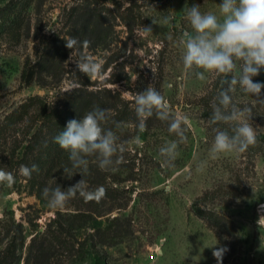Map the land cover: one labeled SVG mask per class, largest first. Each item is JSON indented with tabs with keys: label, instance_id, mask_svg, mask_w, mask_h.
I'll return each mask as SVG.
<instances>
[{
	"label": "rangeland",
	"instance_id": "374dc122",
	"mask_svg": "<svg viewBox=\"0 0 264 264\" xmlns=\"http://www.w3.org/2000/svg\"><path fill=\"white\" fill-rule=\"evenodd\" d=\"M81 1L44 0L38 9V0H34L22 10L20 0H0V169L15 177L11 185L0 182V262L6 244L20 240L18 226H22L26 240L24 249L18 250L22 254L18 264H26L32 238L43 235L58 212L75 210L69 202L63 208L48 207L41 190L51 188L53 175L47 171L48 165L40 167L38 159L47 162L53 155L51 133L45 127L51 123L47 117L54 103L78 86L74 80L85 82V77L73 78L70 74V79L60 85L42 87L35 79L25 84L23 72L38 58L36 34L39 32L41 39L57 31L65 12ZM155 1L100 0L112 9L117 4L122 10L135 5L137 22L127 55L120 60L125 71L117 63L112 69H104L107 58L118 54L113 45L111 52L99 49L88 53L101 65V72L87 77L100 88L112 90L124 103L134 102L137 92L153 84L168 100L173 115L188 118V140L179 146L172 165L162 167L159 149L176 139L168 132V122L152 123L143 133L138 132L136 124L125 125L119 137L126 142L127 150L123 162L108 173V182L123 191L119 204L127 203V207L115 215L129 220L130 231L117 239V245H96V249L107 264H218L213 250L222 247L228 249L222 264H264V104L237 86L231 93L233 103L241 108L252 107L257 143L244 153H223L213 159L210 148L214 129L230 131L229 125L209 122L211 102L221 87V78L205 73L206 79L201 81L194 72L185 71L183 49L178 44L181 33L191 30L183 11L185 4L187 8L197 5L202 13L219 15L222 0H163L159 7ZM166 17H171L168 24L163 23ZM145 26L153 31L146 33ZM124 36L127 35L123 33L122 40ZM75 60L73 54L70 64L75 65ZM114 73L126 80L108 84ZM253 79L264 82V70ZM34 97L42 100L32 101ZM128 107L134 108V104ZM137 135L143 147L135 144ZM33 164L39 171L33 172L31 178L20 174V165ZM194 205L205 212L208 220L192 211ZM105 226L104 222L102 227ZM77 235L82 242L88 237L84 230ZM88 240L92 243L91 237ZM92 250L95 254L96 250ZM70 264L94 261L76 259Z\"/></svg>",
	"mask_w": 264,
	"mask_h": 264
},
{
	"label": "clouds",
	"instance_id": "9594fccd",
	"mask_svg": "<svg viewBox=\"0 0 264 264\" xmlns=\"http://www.w3.org/2000/svg\"><path fill=\"white\" fill-rule=\"evenodd\" d=\"M191 30L184 31L178 38L182 47V64L187 72H194L198 80L206 79L205 73L220 77V89L211 102V124L223 123L230 126V131L214 129L215 136L210 148L213 159L229 152L244 153L250 146L257 143V131L251 117L252 107L243 108L233 103L231 93L237 86L245 95L255 97L256 102L264 104V82L254 81V77L264 70V0H222L219 4V15L213 12L202 13L197 5L183 9ZM171 17L164 19L168 24ZM156 24L155 21H152ZM144 31L151 33L150 26ZM171 38V37H169ZM80 44L87 48L89 41H78L75 37L65 40V47L74 50ZM76 61V68L85 76L91 77L101 72V65L92 57L81 55ZM134 112L138 132L147 130V120L155 115L161 121L168 122V132L176 139L167 141L160 149L161 166L168 167L179 155V146L186 144L189 120L186 116L173 115L171 105L164 95L153 84H148L143 91L134 96ZM111 116L110 109L94 107L80 119H71L65 128L54 138V143L68 153L70 167L63 168V174L71 179L79 173L82 177L74 185L62 188L59 184L54 188L45 187L42 196L48 207L63 208L77 197L85 202H99L106 196L103 186L90 190L85 176L89 174V158L95 157V162L101 171H115L116 166L123 162L126 142L111 128H106ZM116 129H122L124 123L113 121ZM135 144L143 147L139 135ZM79 169V172L73 171ZM39 168L20 165L19 172L26 178H31ZM0 182L9 185L15 182L11 172L0 169ZM228 249L222 247L213 250V256L222 264L223 254Z\"/></svg>",
	"mask_w": 264,
	"mask_h": 264
},
{
	"label": "trees",
	"instance_id": "16d2710c",
	"mask_svg": "<svg viewBox=\"0 0 264 264\" xmlns=\"http://www.w3.org/2000/svg\"><path fill=\"white\" fill-rule=\"evenodd\" d=\"M32 1L34 0H20L19 6L23 10ZM162 1L156 0L154 4L159 7ZM43 5L44 0H38L37 8L39 9ZM134 7L135 5L131 4L122 10L120 4H117L112 9L103 6L100 0H82L65 12L61 27L57 31L50 36H43L41 39L39 32L36 34V39L39 40L38 58L34 64H27L25 67L23 72L25 84L29 85L35 79L42 87H49L60 85L65 80L70 79V74L73 75V78L85 77V82L80 79L74 80L78 86L71 92L64 94L62 100L56 101L52 107L51 115L47 117L51 123L45 128L51 133L50 145L53 155L47 162L41 159H38V162L42 169L48 165L47 171L52 172L51 188L59 184L66 189L82 179L79 173L71 179L64 176L63 168L71 166L68 153L55 144L53 140L65 128L69 120L80 119L87 111L99 107L111 110L110 119L105 127L111 128L118 136L124 133L126 124L137 123L134 108L128 107L134 102L124 103L112 90L102 89L97 86L96 82H90L87 76L78 71L76 64H70L69 60L73 50L65 47V40L69 37H75L78 41H89L90 44L87 48H83L80 44L77 45L73 54L78 59L81 55L87 56L90 52L97 53L99 49L111 52L114 45L118 54L109 56L104 68L105 71L112 69L113 64H120V60L123 61L127 55L130 36L137 22ZM29 31H31L30 27ZM123 33L127 35L124 36L125 40H122L123 37H121ZM120 66L125 71L126 66L123 62ZM112 76L114 79L108 80V84H116L126 80L123 76H115V73ZM41 100V97L32 99V101ZM43 111L46 114L48 109L45 107ZM44 117L46 118V116ZM113 121L123 122L124 127L116 129ZM146 123L147 128H149L152 123L161 125L162 121L154 115ZM89 161V174L85 176L88 187L93 190L103 186L106 190V196L99 202H85L79 195L71 199L69 203L75 210L66 214L58 212L57 216L48 224L46 232L41 236L36 235L32 238L27 246L26 264H30L31 261L35 264H70L76 259L94 261V264H107L105 257L101 256V252L96 249V245L99 248L117 245V239L130 231L129 220L124 216L115 215L117 210L123 211L127 207V203L125 205L119 204V196L123 191L108 182L110 171H101L95 159L89 158ZM73 171L79 172V169ZM192 211L201 219L208 220L205 212L196 205L192 207ZM104 222L106 226L103 228ZM215 225H218L217 222ZM222 226L225 225L222 224ZM17 230L20 240L13 239L6 244L1 253L0 264H18L22 260V254H18V250L24 249L26 240L23 236L22 226H18ZM83 230L87 231L88 237L82 242L77 234ZM89 237L92 238V243L88 240ZM92 249L96 250L95 254Z\"/></svg>",
	"mask_w": 264,
	"mask_h": 264
}]
</instances>
